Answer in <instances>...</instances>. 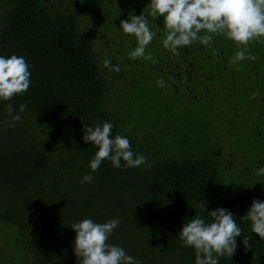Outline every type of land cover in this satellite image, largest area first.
<instances>
[{"label": "trees", "instance_id": "obj_1", "mask_svg": "<svg viewBox=\"0 0 264 264\" xmlns=\"http://www.w3.org/2000/svg\"><path fill=\"white\" fill-rule=\"evenodd\" d=\"M148 4L0 0V55L23 56L31 72L27 92L0 101V264H78L71 224L85 218H119L108 242L142 264H195L178 233L196 214L211 222L208 212L221 207L243 232L219 264H264V240L240 219L253 199L264 201L256 174L264 167V43L250 44L246 56L258 58L238 67L229 64L236 44L221 35L174 55L162 44L163 17L149 16L156 35L146 54L159 62L130 60L137 40L120 21L147 14ZM8 104L22 116L15 128ZM98 120L147 162L114 168L104 160L92 172L98 149L82 137ZM86 174L94 179L81 184Z\"/></svg>", "mask_w": 264, "mask_h": 264}, {"label": "clouds", "instance_id": "obj_2", "mask_svg": "<svg viewBox=\"0 0 264 264\" xmlns=\"http://www.w3.org/2000/svg\"><path fill=\"white\" fill-rule=\"evenodd\" d=\"M149 12L130 15L129 19L120 21L124 34L133 35L137 47L128 56L130 60L146 59L153 64L159 61L146 49L156 33L148 26V17H163L165 29L162 44L164 49L179 55V49L190 47L195 43L208 46L215 35H221L234 42L238 48L229 61L230 66H239L245 59L255 60L258 57L246 52L253 42L264 43V0H150ZM204 32V35L200 33ZM103 67L120 72L118 64L113 65L110 59L103 61ZM30 65L23 56L12 54L9 57L0 55V101H9L14 96H22L31 86ZM158 87L167 86L163 78L155 82ZM255 98V94H253ZM27 103L20 104L23 113ZM6 113L11 117L8 126L15 128L22 116L15 113V108L8 104ZM114 125L107 121H97L95 126L84 125L82 139L90 142L98 150L89 162L92 172H96L104 160H109L114 168H137L147 162L142 153H134L130 140L121 134L112 137ZM121 160L124 163H121ZM258 176H264V167L256 170ZM94 177L86 174L80 183H90ZM199 208L206 211V204L201 202ZM211 222L199 214L185 223L178 233V238L186 247L195 250V264H219L220 257L232 258L237 250V237L242 229L237 224L234 214L226 208H216L208 212ZM241 220L251 221V230L264 240V201L253 199V202ZM119 218L106 222H94L85 218L71 224L76 232L74 254L78 264H142L128 254L119 245L110 244L109 238L120 225ZM250 237L244 236L245 251L251 250Z\"/></svg>", "mask_w": 264, "mask_h": 264}, {"label": "flooded vegetation", "instance_id": "obj_3", "mask_svg": "<svg viewBox=\"0 0 264 264\" xmlns=\"http://www.w3.org/2000/svg\"><path fill=\"white\" fill-rule=\"evenodd\" d=\"M147 15V14H146Z\"/></svg>", "mask_w": 264, "mask_h": 264}, {"label": "rangeland", "instance_id": "obj_4", "mask_svg": "<svg viewBox=\"0 0 264 264\" xmlns=\"http://www.w3.org/2000/svg\"><path fill=\"white\" fill-rule=\"evenodd\" d=\"M1 244V243H0Z\"/></svg>", "mask_w": 264, "mask_h": 264}]
</instances>
